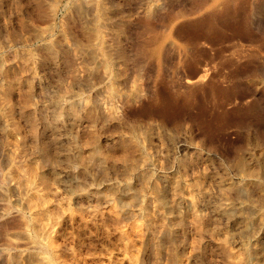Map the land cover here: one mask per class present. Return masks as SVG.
Segmentation results:
<instances>
[{"label":"rangeland","instance_id":"rangeland-1","mask_svg":"<svg viewBox=\"0 0 264 264\" xmlns=\"http://www.w3.org/2000/svg\"><path fill=\"white\" fill-rule=\"evenodd\" d=\"M12 82L0 264H264V0H0ZM45 157L48 234L13 174Z\"/></svg>","mask_w":264,"mask_h":264},{"label":"bare ground","instance_id":"bare-ground-1","mask_svg":"<svg viewBox=\"0 0 264 264\" xmlns=\"http://www.w3.org/2000/svg\"><path fill=\"white\" fill-rule=\"evenodd\" d=\"M97 36H99V33H96L95 37ZM105 53L108 54L107 51ZM16 84L17 83L12 82V83H6L5 85H0V94H1L2 99L8 97L10 92L15 88ZM70 107H71V110L74 109L72 105ZM37 148L40 149V150L38 149L39 151H43L44 153L46 152L44 147L38 146ZM48 157H45L44 160L42 159L36 160L37 162L35 163L32 162L29 165L27 164H23L21 166L16 165L15 169L13 170V174L16 177V185L22 186L26 190L25 198H26L27 207L32 212L34 219L36 220V222L38 223L41 229L42 234L44 233L48 234L47 228H45L43 225V218H44L43 216L45 215V217L49 219L50 213L46 205L47 202H46L45 195L42 192H40L39 189L36 187V183L38 181L40 183L45 182V175L42 171L37 169V165L43 162L54 163L55 160L48 159ZM145 219H146V222H150V214L145 215ZM142 224H143L142 221L138 219V217H132L128 225L119 231L120 241L123 244L124 250H126V252H129L131 263H135L136 261V256L134 254L135 247L132 242V239L134 237L140 236L141 231H142ZM46 236L47 235H45V237ZM240 254L241 253L237 251L232 252L230 254L232 264H241V262H243L242 260L243 258Z\"/></svg>","mask_w":264,"mask_h":264}]
</instances>
